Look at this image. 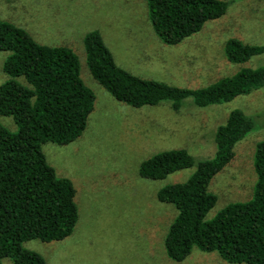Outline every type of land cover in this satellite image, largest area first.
Instances as JSON below:
<instances>
[{"label":"rangeland","instance_id":"1","mask_svg":"<svg viewBox=\"0 0 264 264\" xmlns=\"http://www.w3.org/2000/svg\"><path fill=\"white\" fill-rule=\"evenodd\" d=\"M225 14L208 21L196 34L168 45L153 32L146 0H0V19L25 30L34 41L73 51L79 75L94 94L93 110L81 136L67 145L47 142L42 151L58 177L71 181L75 190L78 221L71 235L60 241L31 240L27 250L46 264H236L216 252L193 248L182 261L169 259L164 239L177 211L157 200V191L185 182L199 161L216 152L215 134L229 113L243 112L254 128L233 149L234 157L211 180L208 192L215 206L211 220L229 203L251 198L256 175V145L264 142V88L228 103L197 107L191 98L178 111L166 101L135 108L115 100L90 74L83 38L100 33L115 63L132 75L170 86L200 89L236 75L243 69L264 67V53L244 63L227 61L228 40L264 47V0H220ZM0 51V85L7 80ZM0 125L11 132L10 117ZM185 150L195 165L163 180L140 178L139 165L151 156ZM2 264H13L3 259Z\"/></svg>","mask_w":264,"mask_h":264},{"label":"trees","instance_id":"2","mask_svg":"<svg viewBox=\"0 0 264 264\" xmlns=\"http://www.w3.org/2000/svg\"><path fill=\"white\" fill-rule=\"evenodd\" d=\"M155 35L174 45L221 18L227 9L220 0H146ZM87 67L97 83L115 100L129 106H156L171 102L178 111L191 98L200 108L228 103L264 88V67L243 69L204 88L190 90L145 80L120 68L99 32L83 38ZM0 51L8 55L0 85V116L10 117L17 130L0 125V264H46L23 244L31 240L60 241L71 235L77 221L75 190L47 163L42 145H67L83 133L93 110L94 94L79 75L77 56L68 48L37 43L23 29L0 19ZM264 53V47L230 39L224 47L227 61L244 63ZM254 128L253 120L231 111L215 134L213 158L199 161L185 182L157 191L160 203L177 211L164 239L166 255L186 259L193 248L216 252L228 263L264 264V142L256 145L253 167L256 181L251 198L229 203L211 220L207 213L216 196L208 192L213 177L234 157V146ZM195 165L185 150L165 151L139 165L145 180H163Z\"/></svg>","mask_w":264,"mask_h":264}]
</instances>
